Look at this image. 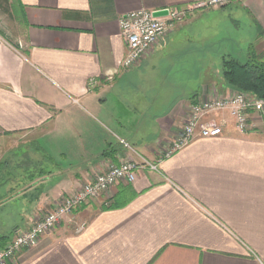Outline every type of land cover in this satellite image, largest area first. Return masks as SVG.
<instances>
[{
	"label": "crops",
	"instance_id": "0c3cea01",
	"mask_svg": "<svg viewBox=\"0 0 264 264\" xmlns=\"http://www.w3.org/2000/svg\"><path fill=\"white\" fill-rule=\"evenodd\" d=\"M9 1L19 33L0 45V248L60 195L137 163L132 182L76 207L14 264H264V112H249L244 134L213 114L222 135L163 156L204 89H230L202 50L210 13L188 15L126 69L122 14L196 0ZM229 5L259 27L256 52L264 0Z\"/></svg>",
	"mask_w": 264,
	"mask_h": 264
},
{
	"label": "built area",
	"instance_id": "2783aa9c",
	"mask_svg": "<svg viewBox=\"0 0 264 264\" xmlns=\"http://www.w3.org/2000/svg\"><path fill=\"white\" fill-rule=\"evenodd\" d=\"M233 1L235 0H196L186 8H165L167 13L163 16H154V11L146 8L122 14L118 20L126 46L122 67L131 68L166 32L180 23L190 10L222 8ZM212 89L210 93L205 90L202 97L191 105L189 115L164 149V157L182 149L196 138H215L222 135L226 120L223 117L217 119L211 116L213 114L227 112L241 134L248 132L253 126L248 118L249 110H262L263 100L234 89L223 92ZM120 142L128 146L123 140ZM136 168V162L124 160L119 165H112L106 171L95 174L77 190L60 195L53 209L41 211L37 220L29 227L15 230L10 241L0 248V264H14L18 254L35 247L45 234L59 225L64 216L71 214L82 203L100 197L118 182H132ZM151 168L156 167L151 165Z\"/></svg>",
	"mask_w": 264,
	"mask_h": 264
},
{
	"label": "rangeland",
	"instance_id": "374dc122",
	"mask_svg": "<svg viewBox=\"0 0 264 264\" xmlns=\"http://www.w3.org/2000/svg\"><path fill=\"white\" fill-rule=\"evenodd\" d=\"M238 1L239 0H235L229 4H233ZM9 3V0H0V45L15 44L17 35L19 33V27L15 20L16 9L10 7ZM229 4L224 6L225 8L222 7L227 10V12L222 14L214 12V9L212 8L203 10H190L189 13L185 14L183 17L184 19H182V21H184L188 15L192 18L194 15L191 14L195 12H199L195 14L196 17L201 14L210 13L209 20L212 22L215 21V23L213 26L211 25L205 30L206 34L201 36V43L202 50L208 52L210 60L211 58H215L217 62L222 60V57L225 55H233L243 61L244 56L242 51H245V54L247 53L249 46H252V44L248 45V43L255 41V35L259 30V27H256L255 32L251 30L248 27L247 21L244 19V17L228 14L231 8ZM222 8L217 9L221 10ZM262 51H264V42L256 46V52L261 53ZM191 83L196 84V78H193ZM207 89L208 88L204 90ZM216 89L219 92H223L220 88ZM212 91L213 89L210 88L209 93ZM249 121L251 122L250 118ZM251 124H253V126L248 131L254 128V123L251 122Z\"/></svg>",
	"mask_w": 264,
	"mask_h": 264
},
{
	"label": "trees",
	"instance_id": "16d2710c",
	"mask_svg": "<svg viewBox=\"0 0 264 264\" xmlns=\"http://www.w3.org/2000/svg\"><path fill=\"white\" fill-rule=\"evenodd\" d=\"M221 75L230 89L246 92L264 101V53L257 54L249 46L243 61L233 55L223 56Z\"/></svg>",
	"mask_w": 264,
	"mask_h": 264
},
{
	"label": "water",
	"instance_id": "95a60500",
	"mask_svg": "<svg viewBox=\"0 0 264 264\" xmlns=\"http://www.w3.org/2000/svg\"><path fill=\"white\" fill-rule=\"evenodd\" d=\"M167 13V10L166 9H161V10H155L153 12V15L154 16H163ZM261 109L262 111L264 112V103L261 105Z\"/></svg>",
	"mask_w": 264,
	"mask_h": 264
}]
</instances>
